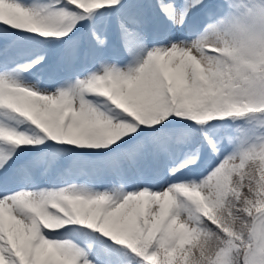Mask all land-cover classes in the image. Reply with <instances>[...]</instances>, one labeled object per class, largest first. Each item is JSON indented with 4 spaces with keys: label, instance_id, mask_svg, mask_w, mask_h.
I'll return each mask as SVG.
<instances>
[{
    "label": "snow or ice",
    "instance_id": "obj_1",
    "mask_svg": "<svg viewBox=\"0 0 264 264\" xmlns=\"http://www.w3.org/2000/svg\"><path fill=\"white\" fill-rule=\"evenodd\" d=\"M0 264H264V0H0Z\"/></svg>",
    "mask_w": 264,
    "mask_h": 264
}]
</instances>
